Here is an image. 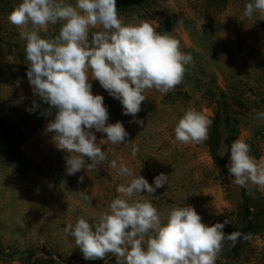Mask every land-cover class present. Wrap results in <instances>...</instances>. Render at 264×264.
<instances>
[{
  "label": "rangeland",
  "instance_id": "1",
  "mask_svg": "<svg viewBox=\"0 0 264 264\" xmlns=\"http://www.w3.org/2000/svg\"><path fill=\"white\" fill-rule=\"evenodd\" d=\"M20 2L0 0V133L7 127L13 138L8 154L0 153V264H116L111 254L104 261L85 260L64 230L80 217L99 222L118 195L117 186L132 178L118 175V168L110 167L113 160L150 184L160 173L168 176V183L153 196L143 193L162 222L173 207L189 205L207 225L228 219L227 235L243 226V208L248 206L250 217L262 227L236 256L232 243L225 240L216 264H264V190L235 185L228 169L219 171L211 156L212 148L221 156L225 140L234 136L250 144L257 160L264 158V120L255 118L264 111V21L259 13L241 19L249 0H134L120 11L125 24L138 17L157 32L170 33L193 59L174 91L146 90L135 118L124 115L120 102L91 80L93 94L104 97L109 123L122 122L128 141L138 145L139 152L132 158L129 146L104 141L101 148L107 158L98 170L85 168L72 176L65 171L67 154L46 132L53 117L41 116L40 108L27 110L40 100L32 95L26 75V41L8 20ZM65 3L74 6L76 0ZM61 23L49 25L41 37L55 38ZM91 31L102 28L91 29L90 35ZM189 107L212 120L203 144L174 142V129ZM134 119L143 124L131 122ZM96 137L98 143L106 139L102 133ZM80 176L83 183L78 182ZM82 192L93 197L91 202L82 199Z\"/></svg>",
  "mask_w": 264,
  "mask_h": 264
},
{
  "label": "clouds",
  "instance_id": "2",
  "mask_svg": "<svg viewBox=\"0 0 264 264\" xmlns=\"http://www.w3.org/2000/svg\"><path fill=\"white\" fill-rule=\"evenodd\" d=\"M255 13L264 21V0H249L241 19H251ZM8 20L26 41L27 79L33 94L47 105L42 115L53 117L46 132L53 134L55 147L67 154L68 176L85 168L97 171L107 158L101 148L104 141L129 146L132 158L139 152L138 145L128 141L129 133L122 122L109 123L104 97L93 94L91 80L98 81L120 102L124 115L135 118L147 98L146 90L154 88L164 94L174 91L193 59L191 53L181 51L176 37L157 32L147 20L133 17L125 24L117 0H76L74 6L65 0H21ZM58 22L62 23L55 38L41 37L42 31L47 33L49 25ZM97 26L102 31H91L90 35ZM40 107L33 101L27 110ZM255 118L264 120V111ZM131 122L143 124L136 119ZM211 125L208 116L189 107L174 129V142L203 144L209 139ZM96 133L106 139L98 143ZM225 152H230L226 167L235 185L264 190V158L257 160L251 155L250 144L236 139ZM110 167L118 168V175L132 178L117 186L118 195L109 210L97 223L80 217L64 229L85 260L104 261L111 254L116 264H216L225 240L235 246L241 236L251 239V234L239 231L226 235L228 219L212 225L203 223L189 205L173 207L167 221L162 222L158 209L143 199V193L153 196L168 183V176L160 173L150 184L123 163L118 167L113 160ZM83 181L84 176H80L78 182ZM81 194L85 201L93 199Z\"/></svg>",
  "mask_w": 264,
  "mask_h": 264
},
{
  "label": "trees",
  "instance_id": "3",
  "mask_svg": "<svg viewBox=\"0 0 264 264\" xmlns=\"http://www.w3.org/2000/svg\"><path fill=\"white\" fill-rule=\"evenodd\" d=\"M133 2H134V0H124L123 2L117 3L118 11L120 12V11L126 10L127 6L132 4ZM37 103L41 105V107H40L41 111L43 108L47 107V105H43L42 101H39ZM41 116H43V115H41ZM9 132H10V129L5 127L4 131L2 133H0V153L1 154L7 155L8 153L6 150H7L8 146L10 144H12L13 138L10 137ZM234 140H235L234 136H230L228 139L225 140V144H226L227 148L230 146V144ZM211 156H212L214 163L219 168V171L222 172V171L226 170V168H227L226 165L229 162L230 152H226L223 156H219L216 154L214 148H212ZM243 212H244L243 213L244 216L242 217L243 218V226L238 228L236 231H239L243 234H251V237H252L255 234V232L257 231V229L261 228L262 225L259 224V222L256 220L255 216H253V218L250 217L251 213L248 210V206L243 208ZM249 240H245V239H243V236H241V238L238 240V242L235 244V246H233V252L235 253L234 256H236L238 254V251L240 250L242 245L246 244Z\"/></svg>",
  "mask_w": 264,
  "mask_h": 264
},
{
  "label": "built area",
  "instance_id": "4",
  "mask_svg": "<svg viewBox=\"0 0 264 264\" xmlns=\"http://www.w3.org/2000/svg\"><path fill=\"white\" fill-rule=\"evenodd\" d=\"M32 95H34V94H32ZM259 138H262V137H259Z\"/></svg>",
  "mask_w": 264,
  "mask_h": 264
}]
</instances>
